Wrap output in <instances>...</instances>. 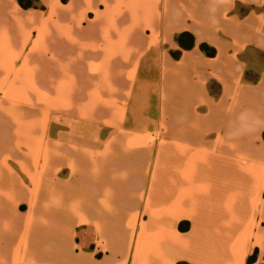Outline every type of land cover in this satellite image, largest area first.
Instances as JSON below:
<instances>
[{
	"label": "crops",
	"instance_id": "0c3cea01",
	"mask_svg": "<svg viewBox=\"0 0 264 264\" xmlns=\"http://www.w3.org/2000/svg\"><path fill=\"white\" fill-rule=\"evenodd\" d=\"M36 2L0 0V264L264 256V69L236 41L264 52V0ZM180 31L216 56L172 59Z\"/></svg>",
	"mask_w": 264,
	"mask_h": 264
},
{
	"label": "rangeland",
	"instance_id": "374dc122",
	"mask_svg": "<svg viewBox=\"0 0 264 264\" xmlns=\"http://www.w3.org/2000/svg\"><path fill=\"white\" fill-rule=\"evenodd\" d=\"M25 3H31V4H37L36 0H23ZM238 12L240 13H245L246 11V7L245 5H238L237 8ZM149 31V30H147ZM182 32H187L188 34L184 35L181 39V42H179L177 40L179 34H181ZM236 40V39H234ZM246 38L245 37H239V39H237L236 41L238 42V46L240 49V55H239V59L241 61V63L243 64V79L244 80H255L257 79V77L260 75V73L263 71L264 69V52L260 49H257L255 47H253L252 45H248L246 42ZM173 44L168 46L165 45L163 47L166 48L167 52L169 53L170 57L172 59H179L182 55V53L186 50H194L195 52H200L202 53L204 56L206 57H213L216 56V47L209 41L203 39V40H197L195 35L191 32V31H180L178 33H176L174 35L173 38ZM218 41V40H217ZM220 44H224L225 43H229V40H225V39H219ZM201 44H206L205 49L201 48ZM212 52V53H211ZM145 53V51H144ZM210 53L212 55H210ZM147 59H144L145 62L146 61H150V56L146 57ZM146 75H149V71L144 72ZM146 77V78H149ZM148 80V79H147ZM208 91L211 95L216 96L218 94L221 93V88L219 86V84L214 81L211 80L208 83ZM151 115V113H150ZM153 115H155V112L153 111ZM128 122V125L130 126H143V127H147V128H153L158 124V119L157 118H150V116H142V117H130L129 119L125 120ZM55 122V121H53ZM63 124L65 125H80V126H85V123L81 122L78 123V120H67V119H63ZM160 123V120H159ZM61 125V124H60ZM165 127V125L161 124L158 126V132L156 131L155 137L160 139L161 138V129H163ZM156 128V127H155ZM23 237L22 234H18L16 236V240L18 239V241L20 240V242L23 241ZM251 264H264V256L262 255H258L256 254L254 256V261L251 262Z\"/></svg>",
	"mask_w": 264,
	"mask_h": 264
},
{
	"label": "trees",
	"instance_id": "16d2710c",
	"mask_svg": "<svg viewBox=\"0 0 264 264\" xmlns=\"http://www.w3.org/2000/svg\"><path fill=\"white\" fill-rule=\"evenodd\" d=\"M19 1V3H20V5L22 6V7H24V8H27V7H30V6H32L33 4H31V3H25L23 0H18ZM186 34H188L187 32H182L181 34H179V36H178V38H177V40L179 41V42H181V39H182V37L184 36V35H186ZM188 35H190V34H188ZM205 47H206V44H201V48L202 49H205ZM212 53V52H211ZM210 53V55H212ZM183 227V225H180V228H182ZM257 254V250L255 249L253 252H252V254H250L249 256H248V259H247V261H248V263H251V262H253L254 261V256ZM177 264H186L185 262H178Z\"/></svg>",
	"mask_w": 264,
	"mask_h": 264
}]
</instances>
